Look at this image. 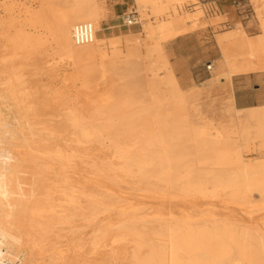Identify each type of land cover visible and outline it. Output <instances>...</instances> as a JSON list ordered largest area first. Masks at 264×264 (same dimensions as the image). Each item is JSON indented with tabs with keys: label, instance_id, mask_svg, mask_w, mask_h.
I'll return each instance as SVG.
<instances>
[{
	"label": "bare ground",
	"instance_id": "bare-ground-1",
	"mask_svg": "<svg viewBox=\"0 0 264 264\" xmlns=\"http://www.w3.org/2000/svg\"><path fill=\"white\" fill-rule=\"evenodd\" d=\"M131 1L138 32L116 35L104 0H0V264H264V94L237 107L233 86L264 78V0L187 87L166 46L226 17Z\"/></svg>",
	"mask_w": 264,
	"mask_h": 264
},
{
	"label": "rangeland",
	"instance_id": "rangeland-1",
	"mask_svg": "<svg viewBox=\"0 0 264 264\" xmlns=\"http://www.w3.org/2000/svg\"><path fill=\"white\" fill-rule=\"evenodd\" d=\"M199 4L202 5L204 15L211 17L216 12L215 2L225 3V0H197ZM240 7L237 12L241 17H250L251 8L248 6L247 0H237ZM105 6L112 11L108 19V24L111 26L115 25L114 30L111 32L113 34H121L130 32H138V26H125V20H122L121 16L127 9L133 10L131 0H104ZM227 4V3H226ZM231 4V3H230ZM242 7V8H241ZM136 16V14H133ZM128 17V16H127ZM125 17V18H127ZM228 22V23H227ZM233 25L232 22L222 21L221 24L209 23L201 27L197 32L189 34L183 38H179L166 46V50L169 54V60L174 65L176 69V76L181 80L183 87L188 86L187 78L193 81L194 84L200 85L209 76V73L205 71L204 65L210 60L217 58V51L214 48V35L218 32L226 30ZM71 77L74 75L72 70L67 72ZM99 89L106 92L111 86L109 81L105 84H100L99 81L94 83ZM234 97L237 102V107L244 106H255L257 105L255 99L264 94V78L257 80L251 79L247 86L238 88V81H234ZM217 114H207V120H213L216 124H226L228 121L227 117L222 116V114L217 111ZM259 156L256 153H250L248 156L249 161H256ZM137 201H141L140 198L129 197L128 203L135 204ZM136 205V204H135ZM163 203H155L154 207L158 209ZM173 206L172 203L164 204V208ZM154 210V208L152 209ZM206 210L204 205L198 204L195 214H199ZM215 211L218 215L222 217H229L239 221H247V216L244 213L234 210L232 208H226L218 205L215 207ZM260 221L261 219H257ZM119 261H117V264ZM115 264V263H112Z\"/></svg>",
	"mask_w": 264,
	"mask_h": 264
},
{
	"label": "built area",
	"instance_id": "built-area-1",
	"mask_svg": "<svg viewBox=\"0 0 264 264\" xmlns=\"http://www.w3.org/2000/svg\"><path fill=\"white\" fill-rule=\"evenodd\" d=\"M237 5V3H236ZM125 24L127 26H134L136 25V17L133 16V14H130L126 20ZM95 36V30L93 25L89 23H81L78 24L74 27L73 29V41L76 45L82 46V45H87L90 44ZM205 71L207 73H210L211 71V64L206 63L204 65Z\"/></svg>",
	"mask_w": 264,
	"mask_h": 264
},
{
	"label": "crops",
	"instance_id": "crops-1",
	"mask_svg": "<svg viewBox=\"0 0 264 264\" xmlns=\"http://www.w3.org/2000/svg\"><path fill=\"white\" fill-rule=\"evenodd\" d=\"M236 3H237V5H236ZM214 4L216 6V13L224 15L226 17L227 21L232 22V23H235L237 21H242V23L245 25V28H246L248 33H250V34L256 33L257 30H256L255 26L246 25V20L248 17L244 18L242 16L241 17L239 16L240 11L239 12H237V11L240 10V9H238L240 7V4L237 0H225V3H223V4L220 2H218V3L215 2ZM238 86H239L238 88H242L244 86H247V84L238 82Z\"/></svg>",
	"mask_w": 264,
	"mask_h": 264
}]
</instances>
